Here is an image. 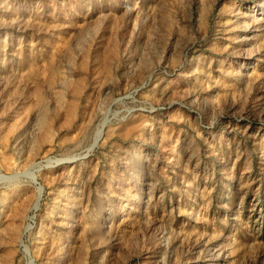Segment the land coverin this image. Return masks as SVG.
Segmentation results:
<instances>
[{"label": "rangeland", "instance_id": "rangeland-1", "mask_svg": "<svg viewBox=\"0 0 264 264\" xmlns=\"http://www.w3.org/2000/svg\"><path fill=\"white\" fill-rule=\"evenodd\" d=\"M0 264H264V0H0Z\"/></svg>", "mask_w": 264, "mask_h": 264}, {"label": "bare ground", "instance_id": "bare-ground-1", "mask_svg": "<svg viewBox=\"0 0 264 264\" xmlns=\"http://www.w3.org/2000/svg\"><path fill=\"white\" fill-rule=\"evenodd\" d=\"M261 7V6H260ZM104 125V124H103ZM101 135V128L98 129L96 136H95V142L97 141V139L99 138V136ZM38 195V194H37Z\"/></svg>", "mask_w": 264, "mask_h": 264}]
</instances>
